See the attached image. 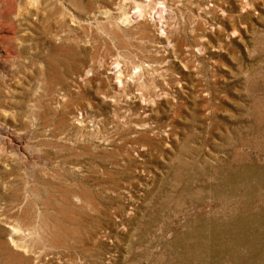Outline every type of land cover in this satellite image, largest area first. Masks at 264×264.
<instances>
[{
  "label": "rangeland",
  "instance_id": "obj_1",
  "mask_svg": "<svg viewBox=\"0 0 264 264\" xmlns=\"http://www.w3.org/2000/svg\"><path fill=\"white\" fill-rule=\"evenodd\" d=\"M0 264H264V0H0Z\"/></svg>",
  "mask_w": 264,
  "mask_h": 264
},
{
  "label": "bare ground",
  "instance_id": "obj_2",
  "mask_svg": "<svg viewBox=\"0 0 264 264\" xmlns=\"http://www.w3.org/2000/svg\"><path fill=\"white\" fill-rule=\"evenodd\" d=\"M161 33H164L163 31Z\"/></svg>",
  "mask_w": 264,
  "mask_h": 264
}]
</instances>
